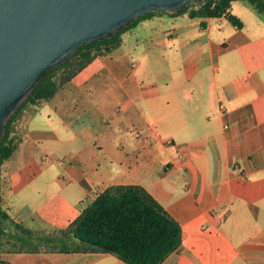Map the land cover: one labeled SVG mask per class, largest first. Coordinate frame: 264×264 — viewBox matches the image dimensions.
I'll list each match as a JSON object with an SVG mask.
<instances>
[{
    "label": "crops",
    "instance_id": "1",
    "mask_svg": "<svg viewBox=\"0 0 264 264\" xmlns=\"http://www.w3.org/2000/svg\"><path fill=\"white\" fill-rule=\"evenodd\" d=\"M246 6L260 22L232 4L241 27L225 16L152 13L142 24L169 25L142 39L140 72L121 34L113 52L42 101L2 164L10 217L67 225L108 186L139 184L181 225L180 246L160 264H264V19ZM36 149L61 153L59 170L39 165ZM0 260L128 264L104 251H2Z\"/></svg>",
    "mask_w": 264,
    "mask_h": 264
},
{
    "label": "trees",
    "instance_id": "2",
    "mask_svg": "<svg viewBox=\"0 0 264 264\" xmlns=\"http://www.w3.org/2000/svg\"><path fill=\"white\" fill-rule=\"evenodd\" d=\"M235 0H201L187 3L178 12L190 17L225 16L233 25L242 22L228 11ZM254 8L264 19V0H241ZM112 36L81 44L65 61L48 69L29 96L17 107L5 123L0 141V252L2 251H104L116 255L128 264H160L180 246L181 225L143 186L113 184L108 186L85 207L59 234L37 235L25 222L14 221L2 206V164L16 147L12 131L21 111L35 112L42 101L51 98L81 68L96 56L109 54L121 44V34L142 18ZM40 242L50 248L41 250ZM0 264H4L0 260Z\"/></svg>",
    "mask_w": 264,
    "mask_h": 264
},
{
    "label": "water",
    "instance_id": "3",
    "mask_svg": "<svg viewBox=\"0 0 264 264\" xmlns=\"http://www.w3.org/2000/svg\"><path fill=\"white\" fill-rule=\"evenodd\" d=\"M201 0H0V141L5 123L51 67L149 11Z\"/></svg>",
    "mask_w": 264,
    "mask_h": 264
},
{
    "label": "rangeland",
    "instance_id": "4",
    "mask_svg": "<svg viewBox=\"0 0 264 264\" xmlns=\"http://www.w3.org/2000/svg\"><path fill=\"white\" fill-rule=\"evenodd\" d=\"M233 10L239 14L246 22H249V17L248 15H251L254 19V21L260 22L261 19L258 18V16L250 9L248 8V4H245L244 1L241 0H236L233 1L232 3ZM242 9H247L249 11L248 13L245 11L244 13L241 12ZM223 21H226L230 27H233L232 24L226 19L222 18ZM169 21H162V22H147L145 24H142V19L136 22L133 26L130 28L126 29L122 33L123 37V44L122 48L123 50H126L127 56H128V61L129 64H134L136 63L135 68H138V72L142 70V39H145L147 37H150L153 33L156 31L161 30L162 28H168ZM158 27V28H157ZM133 47L135 49H133ZM215 64H219V66L222 68V64H220L217 61H215ZM210 75L213 72V67L210 66ZM30 110L26 109L20 112L18 117L15 119L14 122V128L12 131V136L14 137V141L16 143V146L26 137V129H27V120L29 116ZM52 149V148H50ZM39 156H37V155ZM36 160L37 163L42 166H45V168L48 169H53V172H57L59 170V165L55 162L58 159H63L62 154L58 152H53V151H46V153L40 152L38 149H36ZM42 154H47L53 158V160L45 161L42 158ZM44 178V182H46V179L49 178V173L45 172L42 176ZM34 181H30V184H32ZM40 184L42 182H39ZM56 189L55 184H51L48 188L44 189L41 191V194L43 197H47V194L51 191ZM23 198H28V194H24ZM29 198H32L31 196ZM66 225H60L56 224L52 220H49L46 217L41 218L39 215L37 216V220L33 221L31 228L35 231L37 235H50V234H59V230L62 229ZM41 250L43 248H50L49 245L43 244L40 242Z\"/></svg>",
    "mask_w": 264,
    "mask_h": 264
}]
</instances>
